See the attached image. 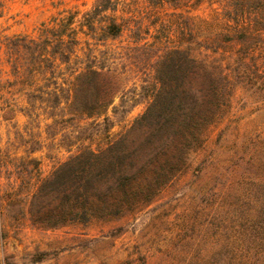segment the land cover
Masks as SVG:
<instances>
[{
	"label": "trees",
	"instance_id": "1",
	"mask_svg": "<svg viewBox=\"0 0 264 264\" xmlns=\"http://www.w3.org/2000/svg\"><path fill=\"white\" fill-rule=\"evenodd\" d=\"M122 1L97 0L79 23L81 11L61 10L40 24L37 35L6 38L16 57L15 82L28 102L19 109L27 123L22 129L14 123L17 138L12 142L14 149L24 146L27 157L10 162L27 184L42 164L31 154L59 159L37 182L28 205L31 223L43 229L123 218L151 203L187 169L190 153L204 146L207 130L235 89L225 60L218 59L222 45L198 41L190 27L197 18L192 10L205 0H144L142 7L136 0ZM167 9L172 10L169 20L164 19ZM257 13L263 36L264 10ZM81 33L88 37L81 39ZM239 36L244 40L246 33ZM127 93L129 100L116 103ZM140 103H146L145 110L125 131L106 144L95 140L94 127L109 134L116 119ZM58 151L67 153L64 160ZM257 154L264 162V146ZM1 157L0 168L8 165ZM202 168L200 163L197 172ZM259 170L241 175L240 206L229 209L228 216L231 229L238 222V230L227 238L223 264H264V179ZM45 255H36L35 261Z\"/></svg>",
	"mask_w": 264,
	"mask_h": 264
},
{
	"label": "rangeland",
	"instance_id": "2",
	"mask_svg": "<svg viewBox=\"0 0 264 264\" xmlns=\"http://www.w3.org/2000/svg\"><path fill=\"white\" fill-rule=\"evenodd\" d=\"M96 1L0 0V36L25 32L37 35L42 21L67 9L81 11L79 23L81 15L92 9ZM135 2L144 5V0ZM262 10L264 0H205L192 10L197 18L190 27L196 31V38L213 47L222 45V57L218 59L225 60V69L236 86L224 112L207 130L204 146L190 153L187 169L151 203L123 218L43 229L31 223L25 210L37 182L52 172L59 159L44 158L40 170L26 184L10 162L15 156L9 154L8 161L1 157L10 166L6 178L14 175V181L0 180V264H223L227 238L238 230V222L231 229L228 216L229 209L240 206L241 201H236L242 192L241 175L254 167L260 169L259 178L264 179V162L257 154L264 146V35L259 36L257 29V12ZM171 11H164V19L171 18ZM227 19L231 26L226 24ZM201 27L203 30L198 32ZM241 33H246L244 40ZM80 37L88 36L81 33ZM97 37H101L100 30ZM129 94L116 97V103L129 100ZM135 99L139 102L143 97ZM145 107L146 103H140L116 119L109 134L102 127H94L95 140L106 144L114 139ZM17 121L23 124L25 118L20 116ZM7 129L15 130L12 124H5L3 133ZM221 132L222 140L217 143ZM7 149H14L13 145H7ZM56 153L60 160L66 158L64 151ZM261 161L263 164L259 165ZM200 163L203 168L197 172ZM18 183L20 187L16 188ZM119 228L122 232L116 235ZM233 246L236 249L239 244ZM40 253H46L45 258L36 262Z\"/></svg>",
	"mask_w": 264,
	"mask_h": 264
},
{
	"label": "crops",
	"instance_id": "3",
	"mask_svg": "<svg viewBox=\"0 0 264 264\" xmlns=\"http://www.w3.org/2000/svg\"><path fill=\"white\" fill-rule=\"evenodd\" d=\"M26 34L33 35L30 32H25V33H20V34L16 33V34H11V35H4V36L1 35L0 36L1 38L0 39V79L2 80V83L6 84V85L3 84L2 86L0 85V120H1L0 121V147H2V151L0 155L2 157L5 155L8 156L9 154H12V156H19V157L25 156V158L27 157L26 153L24 152V146H21V148L12 149L10 151H8L7 149V145H10V144L13 145L12 142L17 138L16 128H14V123H17L20 129H22L24 125L27 123V120H28L27 116L19 109H21L22 107H26L28 105V102H27L25 92L22 90L20 91L19 84L15 82L16 75H15L14 67L12 65L14 64L16 57L14 58V54L8 51L7 45L5 44L7 37H14V36L26 35ZM8 66H10L11 69ZM20 116H23L25 118V122L23 124H20L19 121H17V119ZM2 123L4 124V126L5 124L6 125L8 124L9 127L12 124L15 130L11 132L9 129H7L6 132L3 133L2 128L4 126L1 125ZM38 153H41L43 155L38 156L37 155ZM31 156L39 157L42 160V162L44 158L45 159L47 158L45 156V152H36V153L31 154ZM9 168H10L9 165H5L0 168V180L5 178L8 181V183L14 181V175H11V177L7 175V178H6V171L9 170ZM19 184L20 183L17 184L16 188H18V186L20 187ZM25 214L28 215V207L25 210ZM1 226L2 228L5 227V225H2V224ZM8 227L9 226H7V228ZM21 228L22 227L19 226V229Z\"/></svg>",
	"mask_w": 264,
	"mask_h": 264
}]
</instances>
